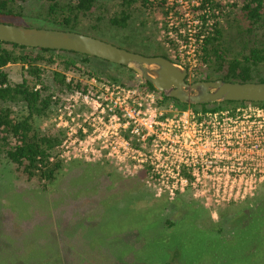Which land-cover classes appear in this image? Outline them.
Returning a JSON list of instances; mask_svg holds the SVG:
<instances>
[{
	"label": "rangeland",
	"instance_id": "rangeland-1",
	"mask_svg": "<svg viewBox=\"0 0 264 264\" xmlns=\"http://www.w3.org/2000/svg\"><path fill=\"white\" fill-rule=\"evenodd\" d=\"M177 1L181 3L176 6L180 10L183 5H189L193 12L195 6L190 4L202 0ZM48 2L26 0L22 17L0 20L53 28L39 14ZM221 2L233 5L235 0ZM119 3L120 0H97L92 16L74 31L144 55L171 57L161 32L165 9L153 6L146 10L135 5L128 28L118 29L110 25L108 18L120 11ZM220 22L224 25V18L221 17ZM239 23L234 21L226 28L228 55L242 53L247 49L246 44L264 41V25L250 34L238 29ZM70 57L81 64L80 56L71 54ZM81 65L88 72L64 71L54 65L41 64L43 82L50 89H57L53 79V72L57 71L71 78L93 73L91 76L103 81L128 87L142 83L134 71L109 62L89 58ZM26 67V64L9 63L5 72L11 82L31 81ZM253 70L263 76L264 63ZM211 71L207 69L198 75L204 77ZM37 86L40 88V84L35 88ZM58 92L56 90L53 97ZM62 101L60 99L58 104ZM58 104L36 120L41 131L57 128ZM23 113L18 107V114ZM64 138L65 135L62 141ZM57 152L67 156L59 157L62 168L45 189L37 179L26 181L20 177L13 164L0 155V264H264V238L260 239L258 247L253 246L257 250L250 256L252 244L243 229L239 230L253 205L264 204V186L245 205L206 207L192 191L185 190L169 198L164 192L157 194L152 186H144L140 174L112 173L115 168L110 163L78 159L72 152L67 154L64 149L62 152L59 146ZM263 235L264 228L259 238Z\"/></svg>",
	"mask_w": 264,
	"mask_h": 264
},
{
	"label": "built area",
	"instance_id": "built-area-1",
	"mask_svg": "<svg viewBox=\"0 0 264 264\" xmlns=\"http://www.w3.org/2000/svg\"><path fill=\"white\" fill-rule=\"evenodd\" d=\"M177 3L166 1L163 42L192 77L213 19L202 23L205 10H180ZM92 74L53 97L63 100L55 116V126L65 130L62 152L108 162L122 175L140 174L144 186L169 198L192 191L206 207L242 202L264 186V103L183 105L142 83L128 87ZM73 79L66 76L67 83Z\"/></svg>",
	"mask_w": 264,
	"mask_h": 264
},
{
	"label": "trees",
	"instance_id": "trees-1",
	"mask_svg": "<svg viewBox=\"0 0 264 264\" xmlns=\"http://www.w3.org/2000/svg\"><path fill=\"white\" fill-rule=\"evenodd\" d=\"M25 1L0 0V18L22 17L24 15L23 4ZM48 1L44 10L39 13L40 18L53 28L72 31L83 20L92 16L97 5V0ZM166 1L120 0V11L111 15L108 21L113 27L126 29L129 25L133 6L138 5L140 9L146 10L152 9L153 6L164 8ZM206 7L209 9H205ZM195 10H205L200 16L203 20L202 23H205L208 19H213V24L210 31H205V36L199 49L200 60L192 70L194 74L193 78H191L192 82L218 78L232 82H264V75L262 76L259 71L254 73L253 70L264 63V41L258 44L256 42L251 45L246 44L247 49L240 54L228 55L229 53H227L225 48V31L228 25L230 26L234 21L240 22L238 29L241 28V30L250 34L263 27L264 0H235L233 5L224 4L221 0H202L200 5L194 8ZM221 17L224 18V25L220 22ZM71 54L80 56L81 61L79 62L81 64H85L89 58L98 59L72 51L32 48L0 41V155L13 164L20 177H23L26 181L37 179L44 189L47 188L46 184L54 182L57 173L62 168L57 148L65 135V131L54 127L41 131L36 126V120L41 119L49 111H53L52 108L55 101H53L52 97L56 90H59L64 84L68 88L80 87V82L74 78L70 83H67L64 74L54 71L53 79L58 88L50 89L43 82L41 64L54 65L64 71L81 72L85 70V72H88L87 68L70 57ZM161 56L167 57L165 55ZM98 60L108 63L105 60ZM9 63L26 64V73L31 76V81L23 79L20 82H11L5 69H2ZM118 66L126 68L122 65ZM207 69H212L211 73L215 77L211 76V73H206L204 77L198 75V73H205ZM187 78H189V75ZM141 81L145 88L156 91L149 82ZM2 84L5 86H2ZM36 84H40V88H35ZM161 95L164 98H170L162 93ZM173 100L181 103L175 99ZM222 103L241 102L225 101ZM181 104L188 105L185 103ZM18 107L23 109V114H18ZM111 172L115 173V170L112 169ZM250 199L247 198L239 203L245 205V203H250ZM251 201L254 202L255 200ZM255 204L247 215L246 223L239 228V230L243 229V232L248 235V240L252 245L250 244L251 246L248 245L247 247L250 246L252 249L253 246L255 248L258 247L260 239L264 238V235L259 238V234L264 228V204ZM247 207L245 206V208ZM256 213L258 215H255ZM255 248L249 254L250 256H253V251L257 250ZM176 254L177 256L180 254L179 249Z\"/></svg>",
	"mask_w": 264,
	"mask_h": 264
},
{
	"label": "water",
	"instance_id": "water-1",
	"mask_svg": "<svg viewBox=\"0 0 264 264\" xmlns=\"http://www.w3.org/2000/svg\"><path fill=\"white\" fill-rule=\"evenodd\" d=\"M0 41L25 47L72 51L134 71L165 96L188 105L264 102V82H232L220 78L188 81V70L170 58L144 55L72 30L37 28L0 21Z\"/></svg>",
	"mask_w": 264,
	"mask_h": 264
},
{
	"label": "flooded vegetation",
	"instance_id": "flooded-vegetation-1",
	"mask_svg": "<svg viewBox=\"0 0 264 264\" xmlns=\"http://www.w3.org/2000/svg\"><path fill=\"white\" fill-rule=\"evenodd\" d=\"M188 81H189V79H188ZM189 82H192V80H190Z\"/></svg>",
	"mask_w": 264,
	"mask_h": 264
}]
</instances>
